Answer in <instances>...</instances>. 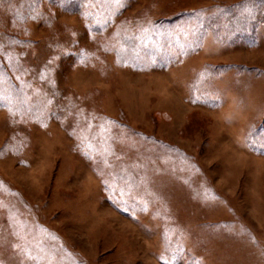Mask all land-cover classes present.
Listing matches in <instances>:
<instances>
[{"label": "rangeland", "instance_id": "374dc122", "mask_svg": "<svg viewBox=\"0 0 264 264\" xmlns=\"http://www.w3.org/2000/svg\"><path fill=\"white\" fill-rule=\"evenodd\" d=\"M10 1L0 264H264V0Z\"/></svg>", "mask_w": 264, "mask_h": 264}, {"label": "trees", "instance_id": "16d2710c", "mask_svg": "<svg viewBox=\"0 0 264 264\" xmlns=\"http://www.w3.org/2000/svg\"><path fill=\"white\" fill-rule=\"evenodd\" d=\"M6 2H10V3H13L12 1H10V0H5ZM10 15L9 16H13L14 17V15H16L17 13H15L14 11H12V9H10ZM15 24V23H14ZM15 25H17V24H15ZM16 27V26H15ZM20 27V26H19ZM7 32V31H6ZM6 35H7V33H6ZM8 44L10 45V41L8 42ZM7 45V44H6ZM8 45V46H9Z\"/></svg>", "mask_w": 264, "mask_h": 264}]
</instances>
